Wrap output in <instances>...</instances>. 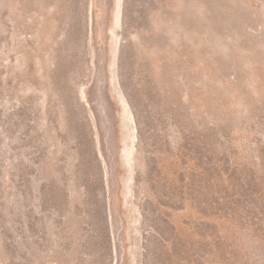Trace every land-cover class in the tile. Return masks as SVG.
<instances>
[{
	"label": "rangeland",
	"instance_id": "obj_1",
	"mask_svg": "<svg viewBox=\"0 0 264 264\" xmlns=\"http://www.w3.org/2000/svg\"><path fill=\"white\" fill-rule=\"evenodd\" d=\"M117 2L0 0V264H264V0Z\"/></svg>",
	"mask_w": 264,
	"mask_h": 264
},
{
	"label": "bare ground",
	"instance_id": "obj_2",
	"mask_svg": "<svg viewBox=\"0 0 264 264\" xmlns=\"http://www.w3.org/2000/svg\"><path fill=\"white\" fill-rule=\"evenodd\" d=\"M120 2H121V0H118V2H117V8H116L117 13H119ZM116 15H117V14H116ZM115 21H117L116 18H115ZM118 100H119V103H120V105H121V107H122L123 114H126V109H127V107L125 106L124 101H123L122 98H120L119 96H118ZM127 147H128V146H126L125 149L123 150V155H124V158H125V164H126V167H127L128 171H131V167H130V165H129V163H128V158H127V156H128ZM120 151H121V150H120Z\"/></svg>",
	"mask_w": 264,
	"mask_h": 264
}]
</instances>
